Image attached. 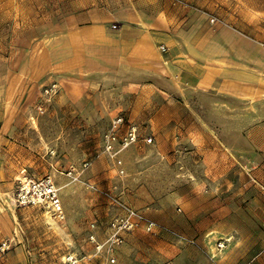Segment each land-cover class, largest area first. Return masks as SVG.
I'll return each instance as SVG.
<instances>
[{"label":"rangeland","instance_id":"1","mask_svg":"<svg viewBox=\"0 0 264 264\" xmlns=\"http://www.w3.org/2000/svg\"><path fill=\"white\" fill-rule=\"evenodd\" d=\"M184 1L197 45L206 41L207 71L182 115H161L159 99L138 100L127 82L92 86L54 68L20 95L5 98L0 90V243L11 242L0 264H264V4ZM57 2L0 0V80L15 76V39L29 38L19 35L20 23L37 24L38 67L47 60L61 66L59 51L43 50L60 32ZM17 13L25 18L14 20ZM51 82L59 93L47 103L42 87ZM119 116L140 132L119 154L120 166L101 154L100 143ZM254 127L255 148L247 142ZM219 150L227 165L213 173ZM253 166L258 185L239 175ZM46 176L59 188L61 221L42 205L13 204L17 179ZM116 202L145 211L156 229L126 235L110 263L89 236L103 242Z\"/></svg>","mask_w":264,"mask_h":264},{"label":"crops","instance_id":"2","mask_svg":"<svg viewBox=\"0 0 264 264\" xmlns=\"http://www.w3.org/2000/svg\"><path fill=\"white\" fill-rule=\"evenodd\" d=\"M57 3L59 6L53 16L57 14L60 19L57 24L60 32L52 37L53 41L44 43L43 50L59 51L61 66L53 67L47 60L38 67L32 57L39 49L37 37H34L36 32H33L37 24L20 23L17 26L19 35H29V38L15 39V76L0 80V90L7 95L5 98L24 93L39 74L54 68L63 75L85 79L92 86L110 80L127 82L128 90L135 93L138 100H149L153 96L159 99L161 115L168 114L167 109L182 115V111L186 112L184 103L206 83V41L201 40L197 45L198 30L192 27L190 17L185 16L184 8L171 5L172 0H58ZM222 3L257 5L264 4V0H222ZM32 17L29 15V20ZM24 18L19 13L14 15V20ZM23 55L24 61L29 57L25 63L21 62ZM192 129L195 128L191 127L189 132ZM259 132L256 127L249 130V146L261 145ZM219 152L221 160L211 166L213 173L215 167L227 165L223 164L225 153ZM255 169L253 166L239 175L243 176L242 180L258 185L256 180L262 175Z\"/></svg>","mask_w":264,"mask_h":264},{"label":"built area","instance_id":"3","mask_svg":"<svg viewBox=\"0 0 264 264\" xmlns=\"http://www.w3.org/2000/svg\"><path fill=\"white\" fill-rule=\"evenodd\" d=\"M174 2L183 8H187V4L181 0H174ZM211 22H214V20H211ZM113 28H116V26L113 25ZM162 49L164 50L163 47ZM58 93L59 86L56 82L48 83L42 87V96L47 103L52 102ZM139 141L138 126L119 116L112 121L108 130L101 137V154L111 160L114 165L120 166L119 154ZM145 141L152 143L153 138L147 137ZM118 172L121 174L123 170L120 169ZM16 181L14 206L42 205L51 213L54 219L61 221L65 218L59 188L51 176L38 180L23 177ZM112 205L116 208L110 212L104 227L106 235L103 242L98 241L97 233L91 234L89 240L94 244L97 254H102V257L110 263H115L114 251L123 244L126 235L136 231L151 234L156 229V223L141 209L121 202L112 203ZM92 227L94 228L95 225H92ZM10 246V241L1 242L0 253H6ZM223 248L224 242L219 243L217 250L220 251Z\"/></svg>","mask_w":264,"mask_h":264},{"label":"bare ground","instance_id":"4","mask_svg":"<svg viewBox=\"0 0 264 264\" xmlns=\"http://www.w3.org/2000/svg\"><path fill=\"white\" fill-rule=\"evenodd\" d=\"M49 213H50V212H49ZM49 213H48V214H49Z\"/></svg>","mask_w":264,"mask_h":264}]
</instances>
